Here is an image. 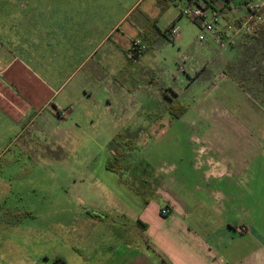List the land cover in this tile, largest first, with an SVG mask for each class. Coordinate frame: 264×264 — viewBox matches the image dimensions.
Listing matches in <instances>:
<instances>
[{"label": "rangeland", "instance_id": "obj_1", "mask_svg": "<svg viewBox=\"0 0 264 264\" xmlns=\"http://www.w3.org/2000/svg\"><path fill=\"white\" fill-rule=\"evenodd\" d=\"M151 2L77 3L89 4L97 15L107 11L108 29L113 18L134 7L108 42L113 44L128 23L152 13ZM182 9L183 4L172 5L140 30L144 34L150 26L145 41L151 47L124 70L126 88L117 90L111 111H101L99 119L72 129L66 138L59 128L57 139L12 145L10 166L0 171V264H53L56 257L83 264L79 254L87 250L78 239L99 230V225L88 226L90 215L106 214L112 224L121 221L119 214L126 215L127 230L141 235L134 225L145 201L134 187L149 183L159 190L163 178L174 191L194 190L202 185L209 159L233 169H259L264 35L238 33L245 18L233 15L225 17L218 35L200 42V25ZM173 25L181 29L176 41L162 34ZM229 25L236 30L225 37ZM20 151L26 154L16 156ZM117 153L122 171L110 169ZM88 264L97 263L90 259Z\"/></svg>", "mask_w": 264, "mask_h": 264}, {"label": "crops", "instance_id": "obj_2", "mask_svg": "<svg viewBox=\"0 0 264 264\" xmlns=\"http://www.w3.org/2000/svg\"><path fill=\"white\" fill-rule=\"evenodd\" d=\"M79 1L0 0V171L10 166L14 143L57 139L59 128L66 138L72 129L99 119L101 111H111L117 90L126 88L132 43L161 11L153 0L152 13L128 23L117 42L108 44L134 7L113 18L108 29L107 11L97 15ZM249 1L229 0L219 27L227 16L245 18ZM180 4L185 2L174 6ZM208 163L202 185L194 190L174 191L163 178L159 190L149 183L134 187L145 201L134 225L141 235L127 230L126 215L119 214L121 221L114 224L106 214L90 215L88 226L99 230L78 239L87 250L79 254L83 264L90 259L97 264H264V152L252 172ZM165 208L169 216L162 215ZM53 264L69 263L56 257Z\"/></svg>", "mask_w": 264, "mask_h": 264}, {"label": "built area", "instance_id": "obj_3", "mask_svg": "<svg viewBox=\"0 0 264 264\" xmlns=\"http://www.w3.org/2000/svg\"><path fill=\"white\" fill-rule=\"evenodd\" d=\"M185 5L182 9V15L190 17L201 27V33L198 37L200 42L206 41L207 35H218L219 22L223 9L228 1L226 0H183ZM264 0H250L246 3L247 16L237 30L235 26L229 25L225 37H229L234 30L247 35H255L258 27L264 22ZM167 38L176 41L181 38V29L178 26H172L166 31ZM221 35V34H220ZM223 39V36H222ZM227 39V38H226ZM149 45L141 37L136 38L128 53V58L132 63H137L148 51ZM184 71V68L182 67ZM170 209L162 210L163 216L170 215ZM242 232L248 231L246 227L241 228Z\"/></svg>", "mask_w": 264, "mask_h": 264}, {"label": "trees", "instance_id": "obj_4", "mask_svg": "<svg viewBox=\"0 0 264 264\" xmlns=\"http://www.w3.org/2000/svg\"><path fill=\"white\" fill-rule=\"evenodd\" d=\"M180 1H183V0H157L158 4L160 5L161 12L166 11L171 5H178V2H180ZM226 1H229V0H226ZM263 11H264V9H263ZM195 23L198 24L197 22H195ZM154 27H156V25H154ZM166 31H168V30H166ZM166 31L163 32L162 34H163V36H165L167 38ZM150 32H151V28L149 26L148 28L145 29L144 34L141 33V35H142L141 37L146 38L147 40H150V34H151ZM257 33L259 35H264V22L258 27L256 34ZM248 36L252 37L253 35H248ZM131 64L132 63L129 60L128 61V66H126V70L129 69ZM115 157L116 158L110 160V169H112L113 171H118V170L122 169L120 164H117L118 159H120V157H121V154L117 153V155H115Z\"/></svg>", "mask_w": 264, "mask_h": 264}]
</instances>
